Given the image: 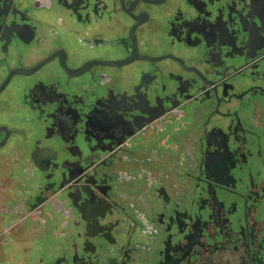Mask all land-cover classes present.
Instances as JSON below:
<instances>
[{"label":"flooded vegetation","instance_id":"obj_1","mask_svg":"<svg viewBox=\"0 0 264 264\" xmlns=\"http://www.w3.org/2000/svg\"><path fill=\"white\" fill-rule=\"evenodd\" d=\"M0 264H264V0H0Z\"/></svg>","mask_w":264,"mask_h":264}]
</instances>
